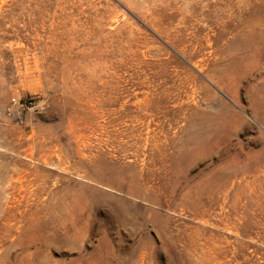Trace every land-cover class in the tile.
Masks as SVG:
<instances>
[{
    "label": "rangeland",
    "instance_id": "rangeland-1",
    "mask_svg": "<svg viewBox=\"0 0 264 264\" xmlns=\"http://www.w3.org/2000/svg\"><path fill=\"white\" fill-rule=\"evenodd\" d=\"M0 264H264V0H0Z\"/></svg>",
    "mask_w": 264,
    "mask_h": 264
}]
</instances>
